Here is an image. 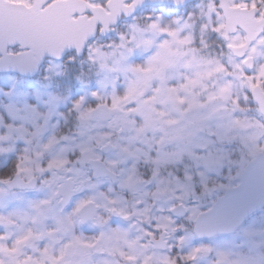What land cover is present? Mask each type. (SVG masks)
I'll return each mask as SVG.
<instances>
[{
    "label": "snow or ice",
    "instance_id": "snow-or-ice-1",
    "mask_svg": "<svg viewBox=\"0 0 264 264\" xmlns=\"http://www.w3.org/2000/svg\"><path fill=\"white\" fill-rule=\"evenodd\" d=\"M0 264H264V0H0Z\"/></svg>",
    "mask_w": 264,
    "mask_h": 264
}]
</instances>
